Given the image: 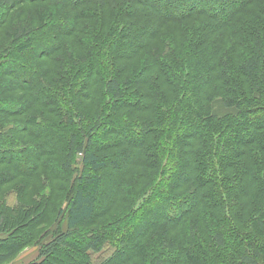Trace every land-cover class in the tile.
<instances>
[{"label":"trees","instance_id":"1","mask_svg":"<svg viewBox=\"0 0 264 264\" xmlns=\"http://www.w3.org/2000/svg\"><path fill=\"white\" fill-rule=\"evenodd\" d=\"M17 10L0 46V264L64 201L65 231L30 264H264V0H0V25ZM108 179L112 211L136 210L120 234L96 226Z\"/></svg>","mask_w":264,"mask_h":264},{"label":"rangeland","instance_id":"2","mask_svg":"<svg viewBox=\"0 0 264 264\" xmlns=\"http://www.w3.org/2000/svg\"><path fill=\"white\" fill-rule=\"evenodd\" d=\"M180 7V6H178ZM262 15H264V11L262 12ZM24 16L23 15H19V11H15V13H12L9 20L7 19L6 23L3 25H0V46L3 45H8V40H9V36L8 33L12 30L14 25H18L21 23H26L27 20H24ZM167 33L169 34L170 37H168V41L170 43L171 40H173L174 38V33L176 31V28H167L166 29ZM1 48V47H0ZM3 54L1 53L0 56H2ZM3 63H8V59L3 61ZM11 65L14 64V59L10 60ZM28 72H30L28 70ZM232 111H229L227 109H225L222 106V103L219 100H216V102L214 103V113L218 114V116H225L230 114ZM12 153L14 154V157H19L20 155L15 154L14 151H12ZM127 162H129V159L127 161H120V167H124ZM71 182V181H70ZM16 184H25V179L21 178L19 180H17ZM39 187V186H38ZM37 187V188H38ZM43 188V189H42ZM40 189H42V191H39L40 196H44L45 200H49L50 202H53L55 200V198L50 194L51 193V187L50 185H46L44 187L40 186ZM113 190V181L112 180H105L102 188L99 190L98 193V198H97V202L96 204L99 203L100 199H102V197L104 196V198L100 201L99 204H101L100 207L97 206L96 209V226L100 225L102 227H107L110 224H112L111 228H120V230H118L119 234L120 232L124 231V217L125 216H132L136 213V210H134V207H130L125 211L124 215H120L116 213L115 210L112 211V208L118 207L120 206V203L114 205L113 207H111V199H109V197L111 196V194L109 193L110 191ZM131 193V192H129ZM127 195V196H124ZM65 198V194L62 195ZM125 197L128 199H131L130 196L124 192V194L119 198V201L122 200V198ZM27 199V198H26ZM36 197L33 199L35 200ZM66 201H64L62 203V208L58 206V208H60V214H57V216L53 217L50 221H49V215L47 216L48 221L50 222L49 224H46L42 227V229H40L38 231V237L34 240H32V242L26 246L23 250H21L17 255H15L13 258H11L10 260H8L7 262L3 263V264H30L32 262H34L38 256V252L40 250V248L42 247V245L44 243H46L47 241H49L51 239V237L57 233L59 230L60 231H65L66 229V223H65V217H66V212H65V203ZM112 202V201H111ZM110 206V207H109ZM109 208V209H108ZM123 214V213H122ZM200 218H205L207 220L211 219V216L209 214H205V213H201L200 214ZM52 223V224H51ZM135 226H139L138 223H135ZM46 232V233H45ZM179 232H181L179 230ZM45 233V234H44ZM42 235H44V237H41ZM178 239V238H175ZM114 240V239H112ZM110 239H107V241L104 243L103 245V250L102 252L93 255L92 261L97 263L100 261H103L105 258H107L112 250H113V246H114V241H112ZM177 256V255H176ZM261 264V263H259Z\"/></svg>","mask_w":264,"mask_h":264}]
</instances>
